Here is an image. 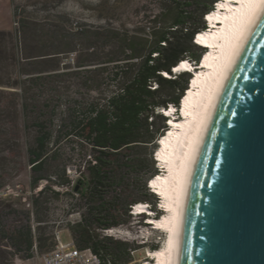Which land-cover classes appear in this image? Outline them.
<instances>
[{
  "label": "trees",
  "instance_id": "trees-1",
  "mask_svg": "<svg viewBox=\"0 0 264 264\" xmlns=\"http://www.w3.org/2000/svg\"><path fill=\"white\" fill-rule=\"evenodd\" d=\"M217 1L169 0L173 11L164 24L157 21L150 41L120 38L122 54L105 61L113 63V77L122 80L119 90L107 96L102 105L90 104L87 111L70 121L64 132L59 129L64 137H74L75 146L87 148L85 159L80 158L82 150L77 153L79 175L73 182L66 175L67 163L62 159L58 137L53 139L52 131L42 121L35 122L36 134L24 148L29 165L28 187L32 192L27 197L30 209L23 212L22 218L5 236L14 247V254L22 253L23 257L31 258L52 248L55 231L45 236L48 228L46 205L47 201L58 200L64 194L69 200L67 213L78 212L79 215L77 221L66 223L72 243L81 249L89 248L106 264L129 263L136 247L132 242L106 234V230L122 227L127 217L134 215L132 206L137 202L148 204L154 217L161 214L157 208L158 198L147 187V182L151 183L159 173L153 158L156 141L169 129L161 109L169 105L181 108L188 92L185 91L193 80L187 71L174 74L172 67L181 59L202 64L203 48L194 43L193 38L207 29L203 15L211 11ZM30 57L24 56V59ZM18 61H15L17 83H0V133L2 120L7 115V106L2 100L10 97L12 123L16 125L19 109L24 112L32 105L22 84L42 79L39 74L45 71H38L36 76L22 71L28 76L20 79ZM146 148H150L147 155H133L134 150ZM54 163L57 171L51 170ZM40 181L45 184L34 192ZM132 185L144 191L140 197L130 198L125 194ZM143 224L156 230L149 223ZM46 242L49 243L46 245ZM157 244L154 239L151 249H157Z\"/></svg>",
  "mask_w": 264,
  "mask_h": 264
},
{
  "label": "rangeland",
  "instance_id": "rangeland-1",
  "mask_svg": "<svg viewBox=\"0 0 264 264\" xmlns=\"http://www.w3.org/2000/svg\"><path fill=\"white\" fill-rule=\"evenodd\" d=\"M1 5L0 2V25L5 28L0 27V33H4L0 34V83H17L16 60L20 79L28 76L22 71L31 76L45 71L39 74L42 79L25 80L22 84L33 101L24 112L19 109L16 125L12 123L10 97L2 100L7 115L0 133V264H42L39 253L31 258L14 254V247L5 237L23 212L30 209L27 197L32 192L28 187L29 165L24 148L36 134L35 122L42 121L52 131V138L58 137L62 159L67 163L66 175L73 182L79 175L77 153L82 150L80 158L85 159L87 148L76 145L77 148L74 137H64L59 129L69 127L70 121L87 111L90 104L102 105L107 96L119 90L122 80L113 77V63L105 61L122 54L120 38L150 41L154 25L157 21L164 24L173 9L169 0H9V6ZM44 53L48 55H39ZM24 56L32 57L25 60ZM149 149L134 150L133 155L145 156ZM57 168L54 163L51 170ZM161 173L162 170L158 174ZM44 184L45 181H40L34 192ZM143 192L132 185L125 194L137 198ZM68 207L69 200L64 194L58 200L47 201L45 236L55 231L62 243L71 241L66 223L77 221L79 215L68 214ZM144 222L143 216L135 214L127 217L122 227L106 230V234L132 242L136 247L128 264L151 261L147 251L152 250L153 240L158 241V247L163 243V234L149 229ZM146 230L148 237L144 235Z\"/></svg>",
  "mask_w": 264,
  "mask_h": 264
},
{
  "label": "water",
  "instance_id": "water-1",
  "mask_svg": "<svg viewBox=\"0 0 264 264\" xmlns=\"http://www.w3.org/2000/svg\"><path fill=\"white\" fill-rule=\"evenodd\" d=\"M177 264H264V0L242 30L212 102Z\"/></svg>",
  "mask_w": 264,
  "mask_h": 264
},
{
  "label": "bare ground",
  "instance_id": "bare-ground-1",
  "mask_svg": "<svg viewBox=\"0 0 264 264\" xmlns=\"http://www.w3.org/2000/svg\"><path fill=\"white\" fill-rule=\"evenodd\" d=\"M259 2L218 0L215 7L206 13L207 29L195 35V43L206 47L204 52L207 50L202 64L195 68L189 60L181 59L173 68L174 72L192 71L191 78H194L181 108H178L179 115L172 114L173 105L165 112L170 115L169 129L159 139L156 154L162 173L149 183L161 198L164 214L146 217L163 234V243L157 249L147 251L151 261L144 260L145 264L178 263V247L194 163L212 102L237 40ZM137 203L133 213L148 212L143 202Z\"/></svg>",
  "mask_w": 264,
  "mask_h": 264
},
{
  "label": "built area",
  "instance_id": "built-area-1",
  "mask_svg": "<svg viewBox=\"0 0 264 264\" xmlns=\"http://www.w3.org/2000/svg\"><path fill=\"white\" fill-rule=\"evenodd\" d=\"M41 262L42 264H106L99 255L93 253L89 248H78L72 241L62 243L57 232L55 233L54 245L41 255ZM145 263L146 261H142L135 264Z\"/></svg>",
  "mask_w": 264,
  "mask_h": 264
},
{
  "label": "clouds",
  "instance_id": "clouds-1",
  "mask_svg": "<svg viewBox=\"0 0 264 264\" xmlns=\"http://www.w3.org/2000/svg\"><path fill=\"white\" fill-rule=\"evenodd\" d=\"M214 5V4H213ZM205 15V14H204ZM204 15H203V19H204ZM206 24V28L208 27L207 26V23H205ZM196 35V34H195ZM194 35V36H195ZM194 39V38H193ZM194 42V41H193ZM195 43V42H194ZM203 51H204V49H203ZM172 72H173V70H172ZM179 73V72H178ZM190 76H192L191 74H190ZM190 80V79H189ZM170 106V105H169ZM163 109V108H162ZM176 109V108H175ZM166 125H167V128H168V124L166 123ZM164 132L165 131H163V134H164ZM162 136V135H161ZM160 136V137H161ZM160 137L158 138V140L156 141V143H157V147H158V141H159V139H160ZM156 147V149L154 150V152L158 149ZM153 158H154V153H153ZM155 160V159H154ZM156 166H157V168H158V170H159V167H158V165L156 164ZM159 172H160V170H159ZM156 176V175H155ZM150 181V180H149ZM148 181V182H149ZM148 182H147V187H148ZM156 196V195H155ZM156 198H158V203H159V205H158V203H157V208L160 210V208H161V206H160V201H161V198H160V200H159V196H156ZM137 204H139V203H136V204H134L133 206H132V212L134 211V206L135 205H137ZM144 204H146V203H144ZM146 207L148 208V205H146ZM148 211H151L149 208H148ZM161 212H164V211H162V210H160ZM153 213V212H152ZM134 215H135V213H133ZM136 215H140V216H143V219H145L146 218V216L144 215V214H136ZM153 215H151V217H152ZM154 217V216H153ZM146 223H148V222H146ZM150 224V223H149ZM150 226H153V224H151Z\"/></svg>",
  "mask_w": 264,
  "mask_h": 264
},
{
  "label": "crops",
  "instance_id": "crops-1",
  "mask_svg": "<svg viewBox=\"0 0 264 264\" xmlns=\"http://www.w3.org/2000/svg\"><path fill=\"white\" fill-rule=\"evenodd\" d=\"M0 2L2 3V5H1L2 8H4V5H5V6H9V0H1ZM0 12H1V11H0ZM3 26H4V25H2V26L0 25V27H2L1 29L5 28V27H3Z\"/></svg>",
  "mask_w": 264,
  "mask_h": 264
}]
</instances>
